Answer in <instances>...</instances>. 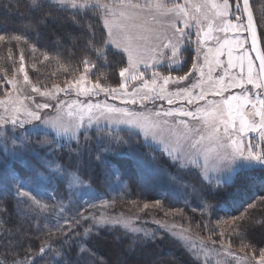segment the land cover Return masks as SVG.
<instances>
[{
  "label": "snow or ice",
  "instance_id": "6c2138e0",
  "mask_svg": "<svg viewBox=\"0 0 264 264\" xmlns=\"http://www.w3.org/2000/svg\"><path fill=\"white\" fill-rule=\"evenodd\" d=\"M52 7L62 11L73 9L74 14L72 23L79 24L76 16H81L82 19H87L90 13H96V20L102 23L100 34L97 36L95 25L84 24L82 29L87 33L85 42V51L96 55V58L104 61L103 67H108V57L115 58L112 66L118 70V76L123 82L118 81V87H112L108 84H101L100 79H107L106 75L99 73L97 64L89 57L82 55L79 63L84 66V73H89L92 69H97V80L92 83L91 80L84 74L79 78L73 77L71 80H66L63 87L53 85L52 88H46L41 91L40 87L31 84L28 72L24 68V55L20 54L19 72L23 73L25 84L31 85L32 92L38 93L41 96L48 97L52 100H57L60 93L65 95L75 93L77 97L83 95L85 97H96L103 93L105 97L112 99H121L125 104H141L146 101L167 100L168 104H173V99L185 101L188 104L193 102L204 101L205 106H197L195 109L186 108H169L167 110H157L153 115L156 119H150L142 113L133 112L127 108L116 107L104 102L87 103L82 109L77 120L72 123H65L62 116L58 113L56 117L50 115H41V110L53 107L48 102L34 103V107H25L22 104L16 106L13 101L0 100V105L10 104L5 107L0 113V134L5 133V126L10 125L13 131V145L16 139L21 141V153L29 151L28 136L31 134H39L43 129H53L55 136L52 140H43L41 144L47 146L50 151H54L56 145H60L58 137L71 133L72 139H75L77 150H82L87 145L88 137L84 136L85 144L81 145L79 140L80 129H84L87 133L93 122L98 123L101 119L113 123L124 124L128 126V131L132 132L135 128H141L144 132V140L147 141L151 136L152 139L157 138V134L162 130L163 126H167L171 132L172 128L169 125L168 117H190L192 120L204 121L205 125L210 128V133L206 137L201 134L199 127L188 128V121L185 119H174L173 124L183 125L187 131L181 136L176 135L177 144L181 140L188 144L190 151L185 152L181 147H168L165 149L169 157L171 166L176 167L178 172L191 171L192 165L197 168L196 178L206 187V192L201 193V207L214 210L216 206L210 203V200H217L220 203L226 202V199L236 190V178L242 170L256 171L264 174V148L259 151L256 149L258 145L251 143L247 138V134L254 132L257 134L259 141L264 142V53L257 50L258 66L254 69L255 60L250 56L248 50H244L236 57V63L233 62V47L242 48L247 42L246 39L233 37L232 40L225 39L223 44H220L219 38L212 35L214 31L228 33L229 31L239 33L241 30L251 32V48L256 49L257 31L253 24V14L249 7V0H233L230 5L229 0H223L221 3H216L215 0H205L204 3L196 5L192 4L191 0H184L183 3L177 0H144L143 3L139 0H114L112 4L106 0H50ZM32 4L39 9L42 5L38 0H32ZM191 4V8L189 5ZM235 7V12L232 7ZM247 13L246 23L243 18V13ZM231 16V19L228 17ZM55 17H53V20ZM207 22L206 27L203 26ZM233 21H236L233 23ZM47 17L41 16L36 19L34 24L27 25L28 28H39L46 26ZM191 29H195L197 51H201L200 45L206 44L209 40H214L219 47L206 49L208 54H214L217 58V65L220 64L219 56L224 55V47L228 46V61L224 66L223 75L215 80L209 76L208 86L205 87L202 80H197L194 83L180 85L189 81V78L196 71L200 72V76H204L202 68H198L196 63H192L191 70L183 75L172 76L163 74L160 71V66L163 65L165 71L169 69L180 70L184 67V61L181 59L184 52L187 51L186 45L192 43ZM187 30V31H186ZM20 35L9 36L8 41H21ZM0 41H5V36L0 35ZM38 49L35 45L32 46V52L36 53ZM44 60H49L47 53H43ZM59 59V53L57 56ZM204 62L208 63V55L204 57ZM245 63L247 65L245 71ZM141 65L146 70H151V85H156L159 82L160 87H150L149 82L144 80L145 72L140 70ZM229 68H239L240 71L236 75L229 76ZM7 71V70H4ZM67 71V69H65ZM211 71V69L209 70ZM4 83L17 89L18 81L8 79L7 76L2 78ZM139 80L140 87L134 92L127 91L129 81ZM87 81V82H86ZM177 85L174 92L166 94V87L170 84ZM251 85V89L247 86ZM239 88L240 94L224 96L223 94L229 89ZM255 89V91H252ZM208 96H220L221 101L208 99ZM28 97H25L27 99ZM236 102L235 107L233 102ZM66 102L62 99L58 100L55 107L60 109ZM79 104V101H73L68 105L70 109ZM203 113V115H199ZM85 114L88 118V124L84 123ZM68 116H72L73 112L69 111ZM238 117V118H237ZM30 125V128H26ZM16 129H24L18 135ZM195 133V135H192ZM110 140L116 144L127 143L119 134L112 136L109 133ZM5 141L7 136L4 137ZM208 140L210 143L205 144ZM161 143L163 141H160ZM63 147L62 145H60ZM5 150L7 145L5 143ZM13 155H16L14 152ZM201 157L203 160L201 161ZM79 156L75 157L78 159ZM136 159L139 160L137 156ZM155 161V157H152ZM51 168V165H47ZM75 167V165H73ZM154 170L159 173L163 171L159 166L152 165ZM63 173L64 170L58 165L52 168V173ZM215 173L214 182L209 178L208 172ZM33 182L39 177L44 176L39 168L33 166ZM50 179L55 177L51 175ZM247 179V177H245ZM172 182H182L184 176L170 177ZM9 182L15 188V193L18 197L27 198L31 201L35 209L40 212H46L49 208L48 204L42 203V199H38L36 195H32L31 191L25 190L32 187L31 183L23 182L18 175L13 171L9 175ZM207 182V183H205ZM76 183H81L77 179ZM5 191L8 189L5 188ZM48 198L56 201V193L54 191L46 193ZM208 199H204V197ZM160 201H156L159 204ZM255 205H249L254 207ZM148 204H144V208H148ZM63 210V208H61ZM181 211V210H178ZM76 219L71 221L72 224L80 225V221L93 220V224L84 228L77 241L79 247L77 249L79 259L77 264H90L91 250L86 247L88 243L87 237L92 233L94 228L105 226L115 227L123 225L126 229L129 228L130 221L127 219H110L101 217H86L77 213ZM67 223V221H66ZM218 223H229V220L218 217ZM254 223L264 225V222L253 221L250 217L232 216L230 217V233L240 238L241 248H252V259L256 264H264V247L258 250L253 244H246L244 241L247 234L252 229ZM56 230L65 237L60 242L61 248L65 245L71 246V236H68L63 231V227L57 222ZM39 227V225H37ZM69 231H72L69 228ZM132 233H140L139 228H131ZM75 235V233H73ZM223 236L224 233L220 232ZM144 239L155 240L154 234L150 235L147 232L143 233V237H137L129 248H133L137 243H143ZM181 240H186V237H179ZM264 242V241H262ZM215 245L216 241H211ZM224 252L228 256H232L237 260H243V257H237L235 253L230 251L231 245H224ZM52 245L42 244L39 248V255L43 257L46 253L52 252ZM32 255V259L28 258ZM23 261H14V264H37L35 254L29 253ZM63 253L56 250L53 253L54 258L60 257L58 264H63ZM258 255V259H257ZM193 256L198 261L199 255L193 252Z\"/></svg>",
  "mask_w": 264,
  "mask_h": 264
},
{
  "label": "rangeland",
  "instance_id": "374dc122",
  "mask_svg": "<svg viewBox=\"0 0 264 264\" xmlns=\"http://www.w3.org/2000/svg\"><path fill=\"white\" fill-rule=\"evenodd\" d=\"M50 2V0H47ZM54 2V0H53ZM109 4H112L114 0H106ZM143 3L144 0H139ZM179 3H183L184 0H177ZM205 0H191L192 4H202ZM216 3H221L223 0H215ZM230 5L233 4V0H229ZM254 11L256 17H258L264 27V0H253ZM191 8V4L189 5ZM70 12H74L73 9H68ZM232 11L235 12V7H232ZM96 14V13H91ZM244 18V16H243ZM231 19V16L228 17ZM245 20V19H244ZM100 22V21H99ZM236 21H233L235 23ZM101 27L102 23L100 22ZM207 22H204L206 27ZM187 31V30H186ZM192 33V43L186 45L187 51L184 52L182 60L184 61V67L180 70L169 69L165 71L164 66H160V71L163 74H170L172 76L183 75L191 70L192 63H196L198 68H202L204 71V76H200V72L196 71L189 78V81L183 82L180 86L183 87L185 84L194 83L197 80H202L204 86H208L209 76L215 80L217 77L223 75L224 66L227 65L228 61V46L226 45L223 49L224 55L218 57L220 64L217 65L216 57L214 54H208L206 49L209 47L217 48V44L214 40H209L208 43L200 45L201 51H197L196 45V35L195 29L190 30ZM212 35L219 38L220 44H223L225 39L232 40L233 37H238L240 39H246V43L242 48L233 47V62L236 63V57L241 54L244 50H248L250 56L253 58L249 41L247 37V32L241 30L239 33H234L229 31L228 33L214 31ZM208 55V63L204 62L205 55ZM109 58V57H108ZM114 58V57H112ZM97 59V58H96ZM115 59V58H114ZM254 59V58H253ZM98 60V59H97ZM97 64L99 73L106 75L107 79H100L101 84H108L112 87H118V81L123 82L122 78L118 76V70L112 66L114 63L113 59H108V67H103L104 62L102 60H94ZM18 64L14 73L7 77L8 79H15L18 81L17 89H13L11 85L7 83H0V100L13 101L16 106L21 104L25 107H34V103H45L48 102L53 107L41 110V115L56 117L58 113L62 116L65 123H72L78 119L82 107L87 103H101L106 102L110 105H115L116 107L127 108L136 113H142L144 116L150 119H156L154 113L157 110H167L169 108H186L195 109L197 106H205L204 101L193 102V104H188L185 101L173 99V104L169 105L167 100H156L154 103L152 101H146L143 105L136 104H125L119 98L112 99L111 97H105L103 93L96 97H85L83 95L77 97L75 93L65 95L60 93L57 100L49 99L48 97L41 96L38 93L32 92L31 85L25 84L23 80V73L19 72L20 67ZM24 63V62H23ZM257 66L256 62L254 64V69ZM24 68L28 72V67L24 63ZM247 65L245 63V71ZM211 69V71H209ZM142 71L145 72L144 80L149 82L150 87H156L159 89L160 84L157 82L156 85H151V70H146L141 65ZM240 71L239 68H229V76L236 75ZM97 69H92L89 73H84L83 68L76 70L75 75L72 76L79 78L80 75L84 74L95 83L97 80ZM29 76V72H28ZM71 78V79H72ZM30 79V78H29ZM70 79V80H71ZM87 82V81H86ZM32 85L40 87L41 91L46 90V88H52L53 85L64 86L65 81L62 83H54L49 86L41 87L39 84H35L31 81ZM141 82L139 80L129 81L127 84V91L129 93L134 92L140 87ZM177 85L170 83L166 87V94L168 92H174ZM251 89V85L247 86ZM255 91V89H252ZM241 89L234 88L229 89L225 92L224 96L240 94ZM25 97H28L25 99ZM64 100L66 103L62 108L57 109L58 100ZM208 99H215L221 101L220 96H208ZM73 101H79V104L74 108L70 109L68 105L72 104ZM236 102H233L235 107ZM11 106L10 104L0 105V113L4 111L5 107ZM69 111L73 112L72 116H68ZM199 115H203L200 113ZM238 118V117H237ZM169 125L172 128L170 132L167 126H163L162 130L158 132L157 138L152 139L150 136L147 141L144 140V132L141 128H135L132 132L128 131V126L119 123H113L101 119L98 123L93 122L89 127L87 133L84 129H80L79 139L82 136L87 135L92 136L88 148L84 147L82 150L71 151L68 155L76 154L78 159L72 162V167L64 165L58 158L56 150L50 151L47 146L41 144V141L48 139L52 140L55 136V131L53 129H43L39 134H31L28 136V148L29 151H24L21 153V141L16 139L15 145H13V131L10 130L11 126H5V133L0 134V186L6 188L10 186L9 175L11 172H15L21 181L31 183L32 187L30 189H25L31 191L32 195H36L38 199H42V203L48 204L49 208L46 212H40L35 209L31 201L27 198L18 197L19 203V213L31 221H34L36 225L43 229L51 228L56 229V223L58 222L63 229L70 227L72 225L71 221L78 218L77 213L82 214L86 217H95L99 219L101 217L116 219H127L131 223L129 228H125L123 225H117L115 227L105 226L111 228H120L129 234L131 237H143V233L147 232L150 235L154 234L157 236L168 235L172 240L178 242L180 246L191 256V258L198 264H256V261L252 259V253L246 251H240L234 248V244L224 242L223 237L220 232L224 233V238L226 239V234L230 232V218L221 214L217 209L208 210L203 207L201 200V193L206 192L205 185H202L196 178L197 168L192 165L191 171H180L178 172L176 167L171 166L169 163V157L165 151L168 147H181L185 152L190 151L188 144L183 140L177 144L176 135H183L187 129L183 125L173 124L174 119H185L188 121V128L199 127L201 129V134L206 137L210 133V128L205 125L204 121L192 120L190 117H168ZM84 123L88 124V118L85 114ZM30 125H26V128H30ZM24 129H16L15 133L18 135ZM109 133L112 136L119 134L127 143L116 144L114 141L110 140ZM7 136L5 141L4 137ZM195 135V133H192ZM42 137V140L38 141L37 138ZM71 133L68 135L58 137L60 145L70 146L75 143V139L70 138ZM91 138V137H90ZM247 138L251 140V143L258 145L256 149L259 151L264 148V142L259 141L257 134L254 132L248 133ZM160 141H163L162 143ZM85 143V140L82 141ZM5 143L7 145V151L5 150ZM210 143L206 140L205 144ZM57 145V146H60ZM61 147V146H60ZM88 149V150H87ZM16 155H13V153ZM139 157V160L136 157ZM155 157L153 161L152 157ZM112 158H129L130 164L136 172V181L139 184L140 191L139 196L136 198L134 203V209L131 212H122L115 209V201L117 199H125L131 196V187L129 186L128 180L122 177L119 168L116 163L112 161ZM203 157H201V161ZM15 164H18L27 171V177L23 178L20 173L15 169ZM161 167L163 171L157 173L152 165ZM47 165H51L48 168ZM60 166L64 170L63 173L55 172L52 173V168ZM75 165V167H73ZM33 166L39 168L41 172H44L43 177H39L33 182ZM97 170L99 175V183L101 185V190H98L92 184V173ZM50 173L55 177L54 180L50 179ZM261 174L258 170L256 171H246L242 170L236 178V186H239L241 182H245L252 175ZM184 176L182 182H172L170 177ZM264 175V174H262ZM208 176L214 182L215 173L212 171L208 172ZM247 177V179L245 178ZM77 179L81 183H76ZM207 183V182H205ZM13 187V186H12ZM14 188V187H13ZM15 190V188H14ZM165 190L169 193L175 201L176 210L173 208L165 207V215L163 217H158L154 207L160 206L156 205L154 202H150L146 199V195L149 193L158 194L159 191ZM54 191L56 193V201H52L48 198L46 193ZM204 199H207L204 197ZM210 202V201H209ZM262 202V201H261ZM211 203V202H210ZM144 204H148V208H144ZM63 208V210H61ZM179 208V209H178ZM185 209H190L202 216L206 221L205 234L201 232L200 227L194 228L189 223L183 224L184 220L181 221L182 212ZM181 210V211H178ZM218 217L225 220H229V223H218ZM67 221V223H66ZM84 221V220H81ZM91 222L90 226L93 224V220L89 219ZM131 228H139L142 231L140 233H132ZM264 230V228H259L258 230ZM184 236L186 240H181L179 237ZM148 240V239H146ZM211 241H216L217 243L213 245ZM221 241L224 245H231L230 251L235 253L237 257H243L244 259L237 260L232 256H228L224 252V248L221 245ZM240 248V246L238 247ZM193 252L199 255V260L197 261L193 256ZM258 253V252H257ZM119 257V256H117ZM258 259V255H257ZM144 261V260H143ZM90 264H96L93 257H90Z\"/></svg>",
  "mask_w": 264,
  "mask_h": 264
},
{
  "label": "trees",
  "instance_id": "16d2710c",
  "mask_svg": "<svg viewBox=\"0 0 264 264\" xmlns=\"http://www.w3.org/2000/svg\"><path fill=\"white\" fill-rule=\"evenodd\" d=\"M38 3L42 5L39 9L32 4V0H0V35L5 36V41H0V83L4 82L3 77H9L14 73L20 62L21 52L24 55V63L28 67L30 81L41 87L70 80L76 70L83 68V65L79 63L82 55L93 61L98 62L99 60L96 59L95 54L85 51L87 33L81 27L84 24L95 25L96 34L99 36L101 24L96 20V14L90 13L87 19L76 16L80 23L74 24L72 23L74 12L52 7V3L47 0H38ZM252 6L254 7L253 0ZM41 16L47 17L46 26H41L38 29L27 27L29 24H34L36 19ZM53 17H55L54 20ZM256 20L264 49V27L258 17ZM14 35H20L21 41H8V37ZM33 45L38 49L36 53L32 52ZM43 53H47L50 59L44 60ZM58 53L59 59H57ZM109 58L115 60L112 56ZM92 136H88L86 148L93 145L88 144ZM37 140H42V137H38ZM79 140L81 145L85 144L82 142L84 136ZM55 147L58 148L56 152L59 160L64 165L72 167L76 154H68L71 151H77L76 142L70 146L56 145ZM112 161L117 164L122 177L128 180L132 190L131 196L115 201V209L131 212L140 191L139 184L133 177L136 172L130 164L129 158H112ZM14 166L23 178L27 177L28 174L24 168L18 164ZM92 176V184L101 190L97 170L92 173ZM6 188L7 191L0 186V264H14V261H23L29 253L35 254L37 264H58L61 258H54L53 253L56 250L63 253V264H77L79 259L77 241L84 228L89 227L91 222L80 221L79 226L72 224L70 227L64 228V233L71 236L72 240L70 247L65 245L64 248H61L60 242L65 237L56 229L37 227L34 221L23 217L19 213V203L14 188L11 184ZM229 192L232 194L226 199V202L210 200L216 206L215 209L229 218L243 215L246 218L250 217L254 222H264V175H252L245 182L236 186L234 192L231 189ZM146 199L154 204L156 201H160V206L154 207L158 217L166 216L165 207L176 210L174 199L165 190H160L158 194L149 193L146 195ZM249 205L255 206L249 207ZM182 213L181 221L184 220V222L181 223H189L197 229L200 227L201 232L205 234L202 228H205L206 221L202 216L190 209H185ZM69 228L72 231H69ZM259 228H264V225L254 223L244 241L246 244H253L257 252L264 247V242H262L264 241V230H258ZM229 233L225 235L226 239L222 236L224 242L234 244L233 247L240 251L252 253V248L242 249L240 238L234 235L230 236ZM155 236V240L144 239L143 243H137L130 249L129 245L137 237H131L120 228L100 227L94 228L87 237L86 247L91 250L96 264H198L178 242L172 240L168 235ZM49 243L52 245L53 251L41 257L39 255L40 246ZM239 246L240 248H238ZM28 258L32 259V255H28Z\"/></svg>",
  "mask_w": 264,
  "mask_h": 264
},
{
  "label": "water",
  "instance_id": "95a60500",
  "mask_svg": "<svg viewBox=\"0 0 264 264\" xmlns=\"http://www.w3.org/2000/svg\"><path fill=\"white\" fill-rule=\"evenodd\" d=\"M241 4H242V0H241ZM249 7H250V10L253 14V24H254L256 31H257L256 49L251 48L252 41H251V32L250 31H247V37H248V41H249L251 54H252L257 66H258L259 60L257 58V50H259V52L264 53V49H263L262 39H261L260 31H259V26H258V23L256 20V14H255V11H254L253 6H252V0H249ZM243 16H244L245 23H246L247 22L246 21L247 13L246 12L243 13Z\"/></svg>",
  "mask_w": 264,
  "mask_h": 264
}]
</instances>
